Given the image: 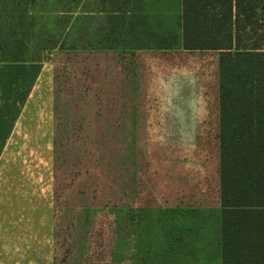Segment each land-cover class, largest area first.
<instances>
[{"label": "rangeland", "instance_id": "obj_1", "mask_svg": "<svg viewBox=\"0 0 264 264\" xmlns=\"http://www.w3.org/2000/svg\"><path fill=\"white\" fill-rule=\"evenodd\" d=\"M98 1L0 0V60L55 65L49 155L0 157V264L176 261L219 232L218 53L180 49L181 0H130L120 37ZM79 43L111 50L66 62Z\"/></svg>", "mask_w": 264, "mask_h": 264}, {"label": "trees", "instance_id": "obj_2", "mask_svg": "<svg viewBox=\"0 0 264 264\" xmlns=\"http://www.w3.org/2000/svg\"><path fill=\"white\" fill-rule=\"evenodd\" d=\"M180 25V49L218 53L223 264H264V0H182ZM158 43L178 45L171 34ZM58 50L69 62L111 48Z\"/></svg>", "mask_w": 264, "mask_h": 264}, {"label": "crops", "instance_id": "obj_3", "mask_svg": "<svg viewBox=\"0 0 264 264\" xmlns=\"http://www.w3.org/2000/svg\"><path fill=\"white\" fill-rule=\"evenodd\" d=\"M123 1L126 6L124 9L122 4L113 8L104 0L98 1L97 9L92 10L89 6V10L84 11V14L98 17L102 31L109 32L111 26L114 28L113 24H115V28L119 30V37L125 36L128 26L126 22L136 12L128 10L130 0ZM99 45L96 48H105ZM133 49L142 50L144 47L137 46ZM54 136L55 65L53 61L49 58L0 60V157L48 156L53 147ZM219 228V232L215 231L208 245L192 247L190 249L192 255L189 257L176 261L135 264H223L222 223Z\"/></svg>", "mask_w": 264, "mask_h": 264}]
</instances>
